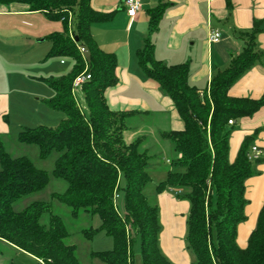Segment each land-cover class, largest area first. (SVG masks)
Listing matches in <instances>:
<instances>
[{
    "label": "trees",
    "instance_id": "16d2710c",
    "mask_svg": "<svg viewBox=\"0 0 264 264\" xmlns=\"http://www.w3.org/2000/svg\"><path fill=\"white\" fill-rule=\"evenodd\" d=\"M0 4H22L30 12L62 21L64 32L47 38L52 44L49 57L70 58L75 63L66 75L41 79L55 92L47 104L66 118L57 128H24L17 137L21 144L37 146L41 159L57 153L53 175L65 181L67 189L55 193L53 199L70 207L74 217L81 212L100 217V227L86 230L85 235L105 233L113 238L112 250L91 254L102 263L136 264L139 250L143 264H174L161 249L159 205L144 192L152 180L150 156L141 151V139L125 141L128 119L140 112L113 111L106 98L107 90L119 83L118 59L98 46L91 29L95 23L108 21L111 14L96 11L92 0H0ZM163 11L162 6L151 10V32L157 30ZM260 30L256 24L247 34L242 53L213 77L210 91L204 93L190 83V63L168 65L158 60L151 39L137 53L141 71L173 100L185 125L182 131L163 133L177 154L176 169L168 172L156 192L170 191L179 200L189 201L186 244L192 264H264V207L248 246L241 248L237 243L239 225L246 219V182L254 176L259 160L249 159L251 137L231 160L229 124L264 106V97L256 100L229 94L261 59ZM82 47L87 54L81 53ZM85 72L91 80L82 87V107L73 87L76 77ZM0 165V240L40 264H82L77 247L65 243L70 234L50 203L36 201L23 211L13 210L15 202L47 188L48 172L26 157H12L1 135Z\"/></svg>",
    "mask_w": 264,
    "mask_h": 264
},
{
    "label": "crops",
    "instance_id": "0c3cea01",
    "mask_svg": "<svg viewBox=\"0 0 264 264\" xmlns=\"http://www.w3.org/2000/svg\"><path fill=\"white\" fill-rule=\"evenodd\" d=\"M140 1L143 9L130 23L124 0H92L96 11L112 16L108 21L95 23L91 29L98 46L106 52L114 53L118 59L116 74L119 83L107 90L106 98L113 111L140 112L127 121V143L141 139V151L146 152L150 158L155 155V151L151 150L156 146H160L163 154L177 157L172 142L165 139L163 133L184 130V122L173 100L161 90L156 81L149 79L141 71L138 51L145 46L147 39H151L158 60L168 65L190 63L191 85L202 93L209 92L213 77L227 69L232 59L242 53L248 40L247 34L258 24L261 30L257 35V44L258 50L263 53L261 59L239 78L229 94L236 98L262 99L264 0ZM159 6H162L164 11L157 30L151 32V10ZM7 14L19 17L22 22H26L25 20L34 14L45 15L50 19L45 13L30 12L29 8L22 4H0V16ZM57 22L63 25L62 21ZM216 31L222 34L221 39L219 42H212L211 34ZM61 64L65 65V61L62 60ZM0 99L1 133L8 130L2 123V117L8 112L9 102L5 93H0ZM136 119L150 122L140 123L136 131L131 132ZM231 129L232 161L236 159L247 137H251L250 147H257L262 152L259 161L255 163L254 176L246 182V219L238 228L237 243L241 248H246L264 207V106L252 116L235 120ZM167 174L168 172L166 177ZM121 184H124V180H121ZM119 204L123 206L120 198ZM158 205L162 222L165 224V231L160 237L163 253L174 264H192L185 246L176 239V236L184 237L183 229L178 233L179 215L190 212L189 201L179 200L174 193L166 191L158 194ZM121 212L124 213V210L121 209ZM137 253H140L139 250Z\"/></svg>",
    "mask_w": 264,
    "mask_h": 264
},
{
    "label": "rangeland",
    "instance_id": "374dc122",
    "mask_svg": "<svg viewBox=\"0 0 264 264\" xmlns=\"http://www.w3.org/2000/svg\"><path fill=\"white\" fill-rule=\"evenodd\" d=\"M19 19L9 14L0 16V93L7 94L9 102L8 112L2 117V123L8 127V130L1 132L0 135L5 150L12 157L28 158L37 168L48 172L50 183L45 190L15 202L13 210L23 211L36 201L50 203L53 214L61 217L70 234L65 243L77 247L79 261L82 264H104L99 259L93 258L91 254L112 250L115 245L113 238L105 233H99L91 238L85 235L86 230L100 227V217L85 212L74 217L70 207L53 199L55 193H64L67 189V183L53 175L57 153H52L47 159H41L37 146L21 144L17 139L19 132L24 128L38 126L57 128L66 118L64 113L52 109L47 104V100L54 97L55 92L41 79L68 74L74 66V61L70 58L49 57L51 42L47 38L53 33L64 32L61 23L51 21L41 14L32 15L25 20L26 22ZM45 31L48 34H45ZM62 60L65 61V65L61 64ZM76 97L79 104L84 107L82 91H77ZM144 122L150 121L136 119L131 132H135L136 127ZM151 151H155L149 163L152 180L144 192L153 204H158L157 185L165 179L167 172L176 169L172 162L176 160V156L163 154L160 146L152 148ZM182 214L179 215L178 233L183 229L184 237L176 236V239L185 246V251L192 262V255L186 244L189 213ZM48 220L49 216L46 215L42 222L46 224ZM161 224L162 235L165 231L162 219ZM0 264H40V262L37 258L0 240ZM136 264H143L140 253L136 254Z\"/></svg>",
    "mask_w": 264,
    "mask_h": 264
},
{
    "label": "built area",
    "instance_id": "2783aa9c",
    "mask_svg": "<svg viewBox=\"0 0 264 264\" xmlns=\"http://www.w3.org/2000/svg\"><path fill=\"white\" fill-rule=\"evenodd\" d=\"M212 1L214 0H210V2ZM124 4L126 7L127 15L130 18V23H132L137 18L139 13L142 11L143 4L140 0H124ZM221 36L222 34L219 31H216L211 34L210 39L212 42H219V40L221 39ZM80 50L82 54H87V50L84 47L80 48ZM89 80H91V75L86 72L77 76L74 81L73 92L76 94L77 91L82 90L83 85ZM229 124L233 125L234 121L231 120ZM261 154L262 152L259 148L253 147L249 154V159L251 161L259 160L261 157Z\"/></svg>",
    "mask_w": 264,
    "mask_h": 264
},
{
    "label": "water",
    "instance_id": "95a60500",
    "mask_svg": "<svg viewBox=\"0 0 264 264\" xmlns=\"http://www.w3.org/2000/svg\"><path fill=\"white\" fill-rule=\"evenodd\" d=\"M76 42H78V39H76Z\"/></svg>",
    "mask_w": 264,
    "mask_h": 264
}]
</instances>
